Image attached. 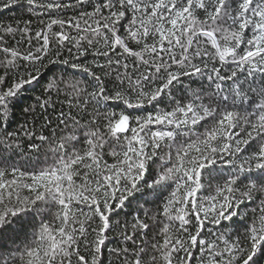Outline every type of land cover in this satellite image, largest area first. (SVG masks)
I'll list each match as a JSON object with an SVG mask.
<instances>
[{
	"label": "snow or ice",
	"instance_id": "snow-or-ice-1",
	"mask_svg": "<svg viewBox=\"0 0 264 264\" xmlns=\"http://www.w3.org/2000/svg\"><path fill=\"white\" fill-rule=\"evenodd\" d=\"M0 264H264V0H0Z\"/></svg>",
	"mask_w": 264,
	"mask_h": 264
},
{
	"label": "trees",
	"instance_id": "trees-1",
	"mask_svg": "<svg viewBox=\"0 0 264 264\" xmlns=\"http://www.w3.org/2000/svg\"><path fill=\"white\" fill-rule=\"evenodd\" d=\"M18 14H20V13L17 10V11H13V12H6V13H4V16L5 17H8V16H16ZM29 102H31V101L30 100H27V98H26L25 101H23L22 103H29ZM19 109H20V106L18 105V108H17L18 119H22L23 117L20 116Z\"/></svg>",
	"mask_w": 264,
	"mask_h": 264
}]
</instances>
